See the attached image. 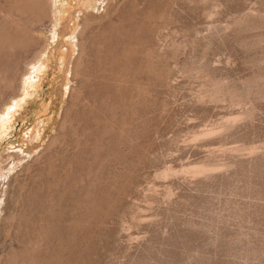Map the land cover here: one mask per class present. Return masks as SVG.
<instances>
[{"label":"rangeland","instance_id":"obj_1","mask_svg":"<svg viewBox=\"0 0 264 264\" xmlns=\"http://www.w3.org/2000/svg\"><path fill=\"white\" fill-rule=\"evenodd\" d=\"M0 264H264V0H0Z\"/></svg>","mask_w":264,"mask_h":264},{"label":"bare ground","instance_id":"obj_2","mask_svg":"<svg viewBox=\"0 0 264 264\" xmlns=\"http://www.w3.org/2000/svg\"><path fill=\"white\" fill-rule=\"evenodd\" d=\"M203 166H204V165H203ZM203 166H201V167L199 166L197 169H198V170H199V169H200V170H203V168H202ZM206 166H208V165H206ZM196 167H197V166H196ZM210 167H211V166H210ZM201 168H202V169H201ZM207 168H208V167H207Z\"/></svg>","mask_w":264,"mask_h":264}]
</instances>
